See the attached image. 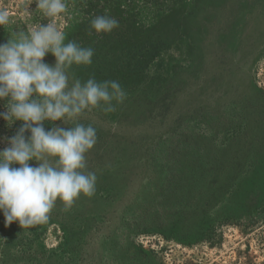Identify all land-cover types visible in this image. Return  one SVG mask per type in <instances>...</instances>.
<instances>
[{
  "label": "rangeland",
  "instance_id": "rangeland-1",
  "mask_svg": "<svg viewBox=\"0 0 264 264\" xmlns=\"http://www.w3.org/2000/svg\"><path fill=\"white\" fill-rule=\"evenodd\" d=\"M67 3L65 42L94 49L72 74L117 80L127 99L78 117L97 130L95 194L68 212L57 202L31 229L0 213V264H264V0ZM35 9L0 0V44L47 23ZM104 14L119 27L97 35L90 21ZM19 125L0 119V137Z\"/></svg>",
  "mask_w": 264,
  "mask_h": 264
},
{
  "label": "clouds",
  "instance_id": "clouds-1",
  "mask_svg": "<svg viewBox=\"0 0 264 264\" xmlns=\"http://www.w3.org/2000/svg\"><path fill=\"white\" fill-rule=\"evenodd\" d=\"M33 3L47 23L13 30L0 44V101L5 109L0 119L9 128L20 122L14 135L0 137L7 145L0 150V213L6 227L18 222L23 230L47 223L57 202L68 212L81 196L95 194L98 177L87 169L86 157L97 143V130L78 117L95 109L114 113L127 99L117 80L98 82L90 76L81 81L72 74L74 66L92 64L94 49L65 42L66 33L56 21L68 13L67 0ZM32 12L26 9L27 15ZM9 23V13L0 11V27ZM118 27L119 21L108 14L90 21L97 35ZM48 54L55 57L54 66L44 62ZM57 121L68 127L57 126ZM45 122L51 125L48 130Z\"/></svg>",
  "mask_w": 264,
  "mask_h": 264
}]
</instances>
